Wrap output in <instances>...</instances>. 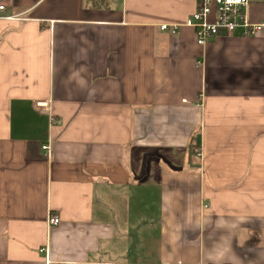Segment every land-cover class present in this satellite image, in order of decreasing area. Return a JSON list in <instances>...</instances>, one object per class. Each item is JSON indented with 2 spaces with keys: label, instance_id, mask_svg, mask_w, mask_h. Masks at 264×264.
I'll return each instance as SVG.
<instances>
[{
  "label": "crops",
  "instance_id": "0c3cea01",
  "mask_svg": "<svg viewBox=\"0 0 264 264\" xmlns=\"http://www.w3.org/2000/svg\"><path fill=\"white\" fill-rule=\"evenodd\" d=\"M0 6V264H264V31L200 47L196 0Z\"/></svg>",
  "mask_w": 264,
  "mask_h": 264
},
{
  "label": "built area",
  "instance_id": "2783aa9c",
  "mask_svg": "<svg viewBox=\"0 0 264 264\" xmlns=\"http://www.w3.org/2000/svg\"><path fill=\"white\" fill-rule=\"evenodd\" d=\"M116 2L118 0H109ZM197 10L184 26L192 28L196 33L197 44L204 47L209 40L224 32L228 35L236 33L243 37L255 36L264 31V17L261 21L252 20L250 6L253 0H196ZM6 7L0 6V19H10L5 16ZM181 25L163 24L161 29L168 31L172 28L176 33ZM49 150V147H44ZM49 224L57 226L60 218L52 215Z\"/></svg>",
  "mask_w": 264,
  "mask_h": 264
},
{
  "label": "rangeland",
  "instance_id": "374dc122",
  "mask_svg": "<svg viewBox=\"0 0 264 264\" xmlns=\"http://www.w3.org/2000/svg\"><path fill=\"white\" fill-rule=\"evenodd\" d=\"M251 7H253L255 10H259V15L261 13H263L262 15H260L262 17V19H263V17H264V0H253ZM250 12H251V15H252V10H250Z\"/></svg>",
  "mask_w": 264,
  "mask_h": 264
},
{
  "label": "trees",
  "instance_id": "16d2710c",
  "mask_svg": "<svg viewBox=\"0 0 264 264\" xmlns=\"http://www.w3.org/2000/svg\"><path fill=\"white\" fill-rule=\"evenodd\" d=\"M94 2H98L99 0H93ZM109 1V0H108Z\"/></svg>",
  "mask_w": 264,
  "mask_h": 264
}]
</instances>
